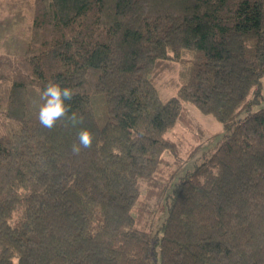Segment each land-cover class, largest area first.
I'll return each mask as SVG.
<instances>
[{"label":"trees","instance_id":"16d2710c","mask_svg":"<svg viewBox=\"0 0 264 264\" xmlns=\"http://www.w3.org/2000/svg\"><path fill=\"white\" fill-rule=\"evenodd\" d=\"M0 82V264H264V0H33ZM200 50L163 100L155 79ZM23 60V62H22ZM23 69V70H22ZM49 81L70 112L42 127ZM187 104L226 135L178 178ZM90 148L71 150L77 134ZM178 178V179H177Z\"/></svg>","mask_w":264,"mask_h":264},{"label":"rangeland","instance_id":"374dc122","mask_svg":"<svg viewBox=\"0 0 264 264\" xmlns=\"http://www.w3.org/2000/svg\"><path fill=\"white\" fill-rule=\"evenodd\" d=\"M32 3L33 0H0V82L4 77L12 78L22 67L21 59L11 50L17 40H26L31 23L29 7ZM203 58L200 50H185L181 60L173 63L171 68L162 72L154 81L161 98L168 100L175 96L179 88L189 81ZM261 94L264 98V77ZM186 106L192 125L189 127L179 124L168 135L177 144L178 157L184 165L177 168L175 156L165 155L168 162L164 166L166 174L177 169L178 178L200 163L206 152L213 151L226 135L223 124L213 116L201 113L192 104ZM260 107H264L263 99L255 106V110ZM7 122L6 118L0 117V131Z\"/></svg>","mask_w":264,"mask_h":264},{"label":"clouds","instance_id":"9594fccd","mask_svg":"<svg viewBox=\"0 0 264 264\" xmlns=\"http://www.w3.org/2000/svg\"><path fill=\"white\" fill-rule=\"evenodd\" d=\"M75 96L73 90L58 81H49L40 95L42 101L39 111L38 120L42 127L53 129L57 121L66 118V125L70 124L76 127L83 124V116H78L75 111L71 114V105L67 102L73 100ZM77 141L71 146L72 153L79 155L82 149L90 148L93 143V134L87 128H82L77 134Z\"/></svg>","mask_w":264,"mask_h":264}]
</instances>
